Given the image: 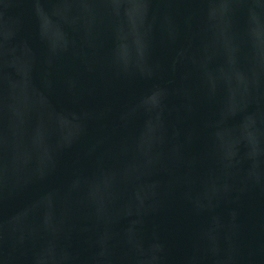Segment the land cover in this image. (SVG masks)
I'll return each instance as SVG.
<instances>
[{
    "label": "water",
    "instance_id": "obj_1",
    "mask_svg": "<svg viewBox=\"0 0 264 264\" xmlns=\"http://www.w3.org/2000/svg\"><path fill=\"white\" fill-rule=\"evenodd\" d=\"M0 264H264V0H0Z\"/></svg>",
    "mask_w": 264,
    "mask_h": 264
}]
</instances>
